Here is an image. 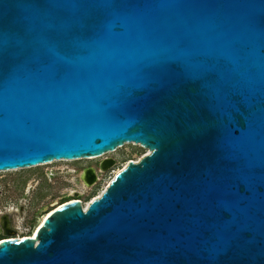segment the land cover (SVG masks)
<instances>
[{
	"label": "water",
	"instance_id": "obj_1",
	"mask_svg": "<svg viewBox=\"0 0 264 264\" xmlns=\"http://www.w3.org/2000/svg\"><path fill=\"white\" fill-rule=\"evenodd\" d=\"M126 144L0 264H264V0H0V172Z\"/></svg>",
	"mask_w": 264,
	"mask_h": 264
},
{
	"label": "rangeland",
	"instance_id": "obj_2",
	"mask_svg": "<svg viewBox=\"0 0 264 264\" xmlns=\"http://www.w3.org/2000/svg\"><path fill=\"white\" fill-rule=\"evenodd\" d=\"M147 154L138 145L126 144L90 160L57 161L1 171L0 242L31 238L45 218L65 202L78 200L83 208L87 207L128 162H138ZM90 169L95 172V180L87 184L82 174Z\"/></svg>",
	"mask_w": 264,
	"mask_h": 264
},
{
	"label": "bare ground",
	"instance_id": "obj_3",
	"mask_svg": "<svg viewBox=\"0 0 264 264\" xmlns=\"http://www.w3.org/2000/svg\"><path fill=\"white\" fill-rule=\"evenodd\" d=\"M135 145V144H134ZM100 157H102V156H100ZM91 159H93V158H91ZM87 160H90V159H87ZM59 161H73V160H59ZM54 162H57V161H54ZM46 165V164H45ZM10 171V170H9ZM86 172H84L83 174H82V179H83V181L84 182H86L87 184H89V183H92V182H94V180H95V173H94V170H92L91 172H87V174H85ZM35 235H36V233L33 235V238L32 239H34L35 238Z\"/></svg>",
	"mask_w": 264,
	"mask_h": 264
},
{
	"label": "flooded vegetation",
	"instance_id": "obj_4",
	"mask_svg": "<svg viewBox=\"0 0 264 264\" xmlns=\"http://www.w3.org/2000/svg\"><path fill=\"white\" fill-rule=\"evenodd\" d=\"M92 171V169H90V170H85L84 172H86L85 174H87V172H91ZM95 173V172H94ZM69 203V202H68ZM64 204H66V202L64 203ZM63 204V205H64ZM33 237V236H32ZM6 240V239H5Z\"/></svg>",
	"mask_w": 264,
	"mask_h": 264
}]
</instances>
